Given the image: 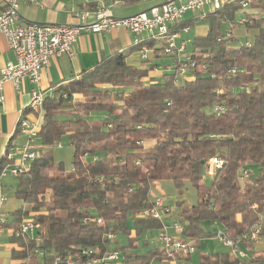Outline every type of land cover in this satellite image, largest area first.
<instances>
[{
  "label": "trees",
  "instance_id": "obj_1",
  "mask_svg": "<svg viewBox=\"0 0 264 264\" xmlns=\"http://www.w3.org/2000/svg\"><path fill=\"white\" fill-rule=\"evenodd\" d=\"M241 16L245 31L238 29ZM199 20L209 22L208 32L194 37L184 54L166 53L164 43L145 38L132 47H152L139 64L124 53L109 55L46 95L38 155L14 177L13 192L22 204L13 226L19 230L27 220L40 226L39 241L29 234L16 237L23 249L14 253L23 264H67L68 258L85 264L111 251L120 253L119 264H244L230 249L203 251L202 240L217 236L205 223L221 226L234 240L259 227L264 248V0H250L248 9L226 4L204 19L181 20L171 31ZM186 55L192 61L181 76ZM162 57L170 59L169 68L151 76ZM233 67L239 70L234 75ZM66 135L74 150L71 169L53 152ZM215 156L224 164L208 183L203 169ZM6 161H0V174ZM243 168L249 171L244 180ZM165 180L180 192L191 183L197 202L178 200L173 220L171 214L164 221L140 218L138 212L163 197H152V188ZM179 219L178 236L191 241L194 252L170 257L160 242L151 246L152 238H143L151 230L158 237L164 224ZM141 243L149 247L145 253L137 252ZM243 246L256 264H264L255 242L245 239Z\"/></svg>",
  "mask_w": 264,
  "mask_h": 264
},
{
  "label": "built area",
  "instance_id": "obj_2",
  "mask_svg": "<svg viewBox=\"0 0 264 264\" xmlns=\"http://www.w3.org/2000/svg\"><path fill=\"white\" fill-rule=\"evenodd\" d=\"M3 8L0 14V39L5 38L9 43V47L14 51L16 60L8 62L1 70L0 76V105L6 101L5 85L7 82L14 83L15 88L20 91L22 82L29 80L35 85L31 92L30 102L28 107L20 111L18 130L19 133L27 138L26 143L18 148L19 157L12 162H7L1 170L0 178L3 180L7 177H16L17 175L26 172L30 168V164L38 155L36 150L35 140L40 136L41 123L43 120L44 110L43 104L45 101V93L40 88L43 69L46 68L53 57L68 55L73 57L75 54L74 44L82 32H103L112 29H123L135 34H143L145 38L152 39L154 42L166 45V53H176L178 55L186 53V47L191 42L189 38L180 40L181 32H188L190 27H184L181 32H172L171 28L176 23L180 22L187 12H192L204 19L208 14L209 9L218 10L226 4H239L243 9H248L250 0H164L160 5L152 6L147 10H142L135 14L126 17H115L108 13L104 7H97L94 10H86L83 12L74 11V17L79 22L72 24H59L51 22H33L26 21L20 12L19 0H2ZM36 2V0H28ZM207 9V10H206ZM93 16V20L89 18ZM239 24L243 25L246 22V17L242 16L238 20ZM231 35V30L226 32V36ZM143 39H137L140 42ZM246 45H251V40L245 41ZM152 47L144 45L140 49L142 58H148ZM192 61L190 55H186L180 69V75L185 76L188 73V62ZM193 63V62H192ZM193 65V64H192ZM237 67L231 69V74L238 72ZM67 97V94H64ZM223 106H218V110H222ZM37 115L36 121H31L28 114ZM40 118L41 122L38 121ZM58 146L61 147V141H58ZM85 156H88L86 153ZM11 159L13 157H10ZM224 164V160L218 156L211 158L207 165L208 174L215 176L219 168ZM242 179L249 174L248 169H242ZM96 180L102 181V177H97ZM8 195L0 191V206L5 204ZM171 214V206H169L164 197H157L154 204L146 208L138 215L140 218H153L158 220H166ZM4 221L3 218L0 219ZM101 221V219H99ZM39 224L32 220L25 221L19 230L16 231L17 236L29 234L32 238L38 241L40 236L37 235ZM181 230L180 222L173 221L164 224L162 230L158 234V240L167 251V255L174 257L176 252H194L196 247L194 244L180 240L178 235L174 236L170 233V229ZM258 227L250 235H243L237 239L229 238L224 230L217 232L219 240L237 257L243 260L244 264H256L252 260L251 254L243 243L245 239L259 242ZM108 238L113 239V234L109 233ZM256 251V246L254 247ZM35 252H39L36 248ZM84 254L94 253L91 250L84 249ZM264 253V248H263ZM67 264H75L73 260L68 258ZM120 253L111 251L102 257H93L86 261L85 264H119ZM180 264V263H179Z\"/></svg>",
  "mask_w": 264,
  "mask_h": 264
},
{
  "label": "crops",
  "instance_id": "obj_3",
  "mask_svg": "<svg viewBox=\"0 0 264 264\" xmlns=\"http://www.w3.org/2000/svg\"><path fill=\"white\" fill-rule=\"evenodd\" d=\"M163 2L164 0H136L130 3H125L121 0H36V2L19 0L20 12L26 21L59 24L78 23L79 20L74 17V11H91L94 10L93 8L95 7H104L109 14L115 17H126L142 10H147L152 6L160 5ZM131 5L140 6L131 11L123 10L124 7H129ZM2 8L3 1L0 0V14ZM207 11L209 13L213 10L209 9ZM194 16V13L187 12L182 20H190ZM93 19V16H91L89 21ZM191 27L192 26H190L188 32H181L180 40L189 38L192 41L194 37L206 35L209 29L208 25L206 31L195 34L193 37L191 36V38L189 37V33L192 29ZM229 28L230 25L226 24L224 31L227 32ZM143 37V34H135L123 29H112L98 33L84 31L74 44L76 55L73 57L63 55L51 58L48 66L43 69L40 88L45 95H54L55 91L77 79L84 71L91 70L102 58L116 53H124L127 55L128 62L139 64L142 60L140 50H132V47L138 43H136L137 39H143ZM157 46L158 45H156V47ZM186 48L188 49V45ZM14 56L15 53L9 47L7 40L1 38L0 76L2 68L8 62H14L16 60ZM169 60V58L162 57L158 60L159 66H156L149 74L151 76L160 77L164 70L169 68ZM34 88L35 85L30 83L29 80H24L22 82L20 91L15 88L12 82H7L5 85L6 101L3 105H0V161L2 158H5L7 160L6 162H12L13 159L16 160L19 157L18 148L27 141V138L19 133L18 121L20 111L28 107L31 92ZM28 118L31 121H36L37 115L29 113ZM38 121L41 122L40 118H38ZM42 124L43 120L41 125ZM38 141L39 137L35 140V145H39ZM57 147L59 146L57 145ZM10 157L13 158L11 159ZM7 178L14 179V177ZM3 180L0 191L3 190V192L5 191L8 195L7 190H13L16 181L14 183L12 179L5 180L4 182ZM155 188L159 189V185H156ZM21 204L22 201L17 197L11 199L8 196L5 204L0 206V219H4V221L0 220V264H23L22 259L14 253L15 251H21L23 246L21 242L17 240V230L12 224L14 217L13 213ZM170 233L178 235L180 232L171 228ZM261 249L263 250V245L262 242H259L256 244V251Z\"/></svg>",
  "mask_w": 264,
  "mask_h": 264
},
{
  "label": "rangeland",
  "instance_id": "obj_4",
  "mask_svg": "<svg viewBox=\"0 0 264 264\" xmlns=\"http://www.w3.org/2000/svg\"><path fill=\"white\" fill-rule=\"evenodd\" d=\"M141 5V4H140ZM140 5H131L129 7H124V11H131L135 8H138ZM208 23L204 20H200L198 21V23L192 24V29L189 33V37H193L195 34L198 33H203V31H206L208 28ZM244 25H239L238 29L239 30H244ZM201 31V32H200ZM235 31H237L235 29ZM245 31V30H244ZM239 35V34H238ZM248 35L251 36V34H240V38L242 40H245L246 36ZM191 37V38H192ZM62 142V146L61 147H53V152L55 155V159L57 161H63L64 164L66 165V167H68V169L72 168V163H73V148L72 145L69 141V138L67 136H63L61 139ZM59 140V141H60ZM38 143H40L38 141ZM262 167V166H261ZM250 169L254 172H258L259 166H250ZM8 179H12V181H14L15 183V179L13 178H6L3 180V182L5 180ZM203 179L206 182H211V180L213 179V177L211 175L208 174V170L207 167H204L203 169ZM157 185H159V189H155V187L152 188V197H154L155 195H163V197H165L166 201L169 203V205L171 206V220H173L175 217L178 218V207L176 205V202L178 200H185L190 204H195L197 202L198 196H197V192L195 190V188L191 185V183H187L182 192H180L176 186L174 185V183L172 181L169 180H165L160 181L157 183ZM8 192V196L11 199H15L16 196L14 195V192L12 189L7 190ZM180 224L182 225V221L181 219H179ZM206 229L207 231H211V232H219L220 230H223V228L221 226L215 225V224H206ZM178 231V229L176 230ZM180 232V230H179ZM152 238V245L151 246H155L158 244L159 240L157 237V233L153 230H151L147 235L145 234L143 236V238ZM154 237V238H153ZM148 246H145L144 244H140V249L137 250L138 253H145V251L148 250ZM202 248L203 251H211V252H225V251H229L230 248L226 247L220 240L218 237H210V238H204L202 240ZM196 259V257H195ZM190 264V263H187ZM192 264V263H191Z\"/></svg>",
  "mask_w": 264,
  "mask_h": 264
}]
</instances>
